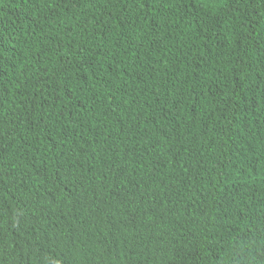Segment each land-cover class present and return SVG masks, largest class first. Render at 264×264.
Returning <instances> with one entry per match:
<instances>
[{
	"label": "trees",
	"instance_id": "1",
	"mask_svg": "<svg viewBox=\"0 0 264 264\" xmlns=\"http://www.w3.org/2000/svg\"><path fill=\"white\" fill-rule=\"evenodd\" d=\"M32 37L0 264H264V0H0V74Z\"/></svg>",
	"mask_w": 264,
	"mask_h": 264
},
{
	"label": "rangeland",
	"instance_id": "2",
	"mask_svg": "<svg viewBox=\"0 0 264 264\" xmlns=\"http://www.w3.org/2000/svg\"><path fill=\"white\" fill-rule=\"evenodd\" d=\"M36 25H38V22H36ZM34 37H32L30 40H28L27 42H25L20 50H21V54H22V59L19 60L16 64V67L14 69V71L12 73L10 72H5L4 74H0V85L1 86H5L4 89L3 87L0 86V90L3 91V98L1 99V103H0V114L7 109L13 100L12 97V93H11V89H12V80L15 76V74L17 73V68L19 67V65L21 64L22 60L24 59V57L27 55L28 53V49L31 47V45L34 43ZM18 128H20V126H18ZM74 140H62V141H56L55 143L58 142H62L64 145H68L69 143L73 142Z\"/></svg>",
	"mask_w": 264,
	"mask_h": 264
}]
</instances>
